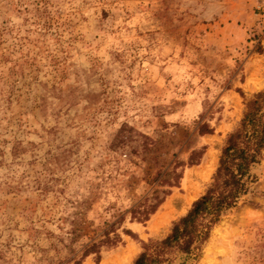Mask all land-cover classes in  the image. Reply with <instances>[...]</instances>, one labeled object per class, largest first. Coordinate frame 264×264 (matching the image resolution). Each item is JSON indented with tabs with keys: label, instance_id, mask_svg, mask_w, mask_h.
<instances>
[{
	"label": "rangeland",
	"instance_id": "1",
	"mask_svg": "<svg viewBox=\"0 0 264 264\" xmlns=\"http://www.w3.org/2000/svg\"><path fill=\"white\" fill-rule=\"evenodd\" d=\"M263 87L264 0H0V264H71L118 219L98 264H132L203 193ZM262 156L185 264H264Z\"/></svg>",
	"mask_w": 264,
	"mask_h": 264
},
{
	"label": "trees",
	"instance_id": "2",
	"mask_svg": "<svg viewBox=\"0 0 264 264\" xmlns=\"http://www.w3.org/2000/svg\"><path fill=\"white\" fill-rule=\"evenodd\" d=\"M211 131L212 128L207 122L198 126L199 134ZM263 150L264 87L245 98L242 115L237 126L226 134L217 166L203 193L192 201L185 214L172 222L164 237L143 241L142 250L132 264H185L189 258L198 256L214 224L225 212L236 207L256 183L255 169L262 160ZM201 154L202 150H191L187 160L176 161L174 168L196 164ZM180 177L181 172L174 171L171 179L161 182L169 186L176 185ZM168 193V190L163 191L161 196H152L154 202L151 204L141 208V204H138L136 208H132L131 218L147 220ZM120 221L118 219L110 223L109 228L103 231L102 238L84 242L80 255L67 257L65 263L84 264V258L94 253L97 255L95 262L98 264L100 247L113 245L120 240L119 234L115 232V225ZM75 230L72 228L68 232ZM125 232L131 233L129 230ZM70 251L74 252V249Z\"/></svg>",
	"mask_w": 264,
	"mask_h": 264
},
{
	"label": "bare ground",
	"instance_id": "3",
	"mask_svg": "<svg viewBox=\"0 0 264 264\" xmlns=\"http://www.w3.org/2000/svg\"><path fill=\"white\" fill-rule=\"evenodd\" d=\"M207 170V169H206ZM166 205V204H165ZM210 244V243H209ZM213 243H211V245H212ZM134 256V255H133ZM133 256H131V258L129 259V261H131L132 260V258H133ZM127 260H128V258H127ZM105 264V263H104Z\"/></svg>",
	"mask_w": 264,
	"mask_h": 264
}]
</instances>
